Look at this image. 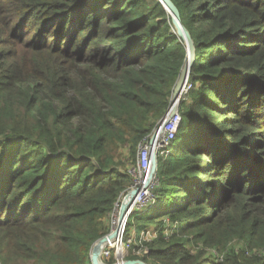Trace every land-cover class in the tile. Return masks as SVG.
I'll return each mask as SVG.
<instances>
[{"label": "trees", "instance_id": "1", "mask_svg": "<svg viewBox=\"0 0 264 264\" xmlns=\"http://www.w3.org/2000/svg\"><path fill=\"white\" fill-rule=\"evenodd\" d=\"M172 1L191 89L127 258L264 264V0ZM186 59L161 0H0V264H91Z\"/></svg>", "mask_w": 264, "mask_h": 264}, {"label": "built area", "instance_id": "2", "mask_svg": "<svg viewBox=\"0 0 264 264\" xmlns=\"http://www.w3.org/2000/svg\"><path fill=\"white\" fill-rule=\"evenodd\" d=\"M190 89L191 84L187 81V84L181 94V99L185 98ZM181 121L182 118L180 115L179 104L175 115L168 118L167 111L166 115L155 127V129L141 142L138 149V163L132 170L134 183L131 187V189L139 188V191L131 202L127 223L124 225L121 233V240H118L116 244L111 243L102 252V259L105 262L113 263L111 260L115 256L117 249L120 248V244L126 255H128V251L130 249H132V251H136V247L142 245L144 242H150L157 236V231L154 229L138 230L135 224H133L128 232V237H125V234L129 219H132L133 221L135 219L134 214L144 213L155 200L154 189L159 185V178L156 175L152 181H148L152 165V157L153 155H156L157 158H166L171 154V145L177 136ZM119 208L120 204L115 208L110 217V232L118 225ZM137 253H140V251Z\"/></svg>", "mask_w": 264, "mask_h": 264}, {"label": "water", "instance_id": "3", "mask_svg": "<svg viewBox=\"0 0 264 264\" xmlns=\"http://www.w3.org/2000/svg\"><path fill=\"white\" fill-rule=\"evenodd\" d=\"M161 2L171 17L173 31L176 33L178 38L183 42L187 51V59L181 69L179 78L173 89L170 107L168 109V118H170L171 116L175 115L176 111L178 110V106L181 101V94L187 84V81H189L191 67L193 66L196 60V45L190 31L183 25L180 17L179 9L174 4V2L172 0H161ZM157 171H158V158L156 155H153L152 165L148 179L149 182L152 181V179L157 175ZM138 191L139 188H133L129 190L126 193V195L123 197L119 208L118 225L113 231L109 232L104 237L98 239L93 244L90 254L91 264H149L141 259L125 258L124 250L121 247V244H120V248L117 249L115 253L116 260L113 263H107L102 259L103 250L108 245L113 243V241L118 242V240L119 241L121 240V233L124 225L127 223L131 202Z\"/></svg>", "mask_w": 264, "mask_h": 264}, {"label": "rangeland", "instance_id": "4", "mask_svg": "<svg viewBox=\"0 0 264 264\" xmlns=\"http://www.w3.org/2000/svg\"><path fill=\"white\" fill-rule=\"evenodd\" d=\"M137 163H138V156H137V160H136V165H137ZM132 170L133 169H131V172H132ZM133 173V172H132ZM155 196V195H154ZM136 225V227L138 226L137 224H135ZM155 226H150V227H148V228H146V229H154L155 231H156V229L154 228ZM137 229H138V227H137ZM113 243H117L116 241L115 242H113ZM132 251V249H130L128 252L130 253ZM114 252H115V250H114ZM143 253V252H142ZM128 256V255H127ZM127 256H126V258H127ZM116 260V256H114V261Z\"/></svg>", "mask_w": 264, "mask_h": 264}, {"label": "crops", "instance_id": "5", "mask_svg": "<svg viewBox=\"0 0 264 264\" xmlns=\"http://www.w3.org/2000/svg\"><path fill=\"white\" fill-rule=\"evenodd\" d=\"M141 230H142V229H141ZM124 256H127L125 252H124Z\"/></svg>", "mask_w": 264, "mask_h": 264}, {"label": "bare ground", "instance_id": "6", "mask_svg": "<svg viewBox=\"0 0 264 264\" xmlns=\"http://www.w3.org/2000/svg\"><path fill=\"white\" fill-rule=\"evenodd\" d=\"M113 242H115V241H113ZM117 242V241H116ZM116 244V243H115Z\"/></svg>", "mask_w": 264, "mask_h": 264}]
</instances>
